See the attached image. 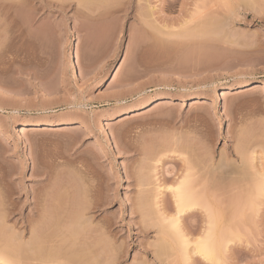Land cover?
Masks as SVG:
<instances>
[{
  "label": "rangeland",
  "instance_id": "rangeland-1",
  "mask_svg": "<svg viewBox=\"0 0 264 264\" xmlns=\"http://www.w3.org/2000/svg\"><path fill=\"white\" fill-rule=\"evenodd\" d=\"M8 1L0 0V29L10 31L0 45L7 229L28 239L26 202L49 192L58 221L81 207L90 223L81 262L98 251L103 263L182 264L174 245L161 263L151 246L175 217L167 187L189 172L198 201L210 204L180 217L191 252L184 264H211L192 252L212 225L226 240L219 264H264V187H256L264 0ZM36 122L52 125L24 130ZM97 240L107 241L106 253Z\"/></svg>",
  "mask_w": 264,
  "mask_h": 264
},
{
  "label": "bare ground",
  "instance_id": "bare-ground-1",
  "mask_svg": "<svg viewBox=\"0 0 264 264\" xmlns=\"http://www.w3.org/2000/svg\"><path fill=\"white\" fill-rule=\"evenodd\" d=\"M17 1L21 2L20 0H17ZM17 1H15V2H17ZM80 1H82V0H80ZM2 2H3V0H2ZM9 3H12V2H9ZM12 4L16 5V3H12ZM2 6H3V4H2ZM17 7H18V5H17ZM9 8H12V7H9ZM0 11H2V10H0ZM2 15H4V14H2ZM28 19H30V18L28 17ZM203 29H201V30H203ZM8 31H9L8 29H7V31H5L4 28H3V30L0 29V45L1 46H2V44L4 42L3 39H2V35L5 34V32L7 33ZM20 32L23 33L22 31H20ZM11 33L13 34L14 32L11 31ZM187 34H189V33L187 32ZM162 103H164V102H162ZM162 103H160V104H162ZM2 110H3V108L0 106V111H2ZM43 125L51 126L52 124H51V122H48L46 124H42V123L36 122L34 124L28 125V128H24V130L25 131L33 130L32 127H38V126H43ZM245 140H242V141H245ZM239 141H241V140H239ZM246 144H248V143H246ZM237 149L241 150V152H243L242 150H244V148H242V149L241 148H237ZM237 149H235V150L237 151ZM145 150H147V149H145ZM143 151H144V149H143ZM236 155H238V154H236ZM220 159H221V157H220ZM157 161H159V160H157ZM216 165H217V163H216ZM224 165H226V164H224ZM229 166H231V165H229ZM213 169L215 170L216 168H213ZM208 170H209V168H208ZM210 170H212V166H211ZM185 173H187V172H185ZM208 173H209V175H211L212 171H210V172L208 171ZM189 174H190L189 172L187 174H184V176H182L181 179H179V181H177V183L175 185H173L171 187H169V186L167 187L171 191V193L173 195L172 197H173V202H174V206H175V208H174L175 217H173V218L171 217L172 218L171 221L170 222L167 221L168 222L167 224H169V225L168 226L166 225V227H164V228H160V226L157 227L158 224H159L158 222H157V225L155 224L156 227L159 228V230H157V233H156V234H158L157 235L158 239L152 244V246L150 245L153 248V252L155 254V257L157 258L156 260H158V261L160 260V263L162 262V260H163V258L165 256L167 257V253H169L170 250L173 251L172 250L173 245H174V247L177 248V249L173 248V249H175V251H173V252H177L178 251V254L177 253L176 254L177 255H181L182 264H184V262L188 261V259L190 258L189 253L191 254V252H189V250L187 249V246H188L189 242L187 240H185L186 238H184V235H182V233H181V230H180L181 228H179L180 227L179 226V223H180L179 220H180V217L182 215L187 214V212H189V211L191 212V210H193L199 204H202V202L198 201L199 199L201 200V198L198 197L199 195H197L195 193V191H194L195 189H194V187H192L193 186L192 185L193 181L191 180V177H190ZM208 178L210 180L212 179L211 177H208ZM259 178H260L259 182H256V183H258V184L260 183V184L259 185L256 184V183L255 184H256V187L258 186V188H257L258 191L261 192V190L263 191V187H264V175L260 174ZM209 179L206 180V182H208L207 183L208 187L206 186V189H210L211 186H212V183H213L212 180L210 181ZM255 181H257V180H255ZM140 186L143 187V188L145 187L143 185H140ZM140 186H138V187H140ZM254 187H255V185H254ZM209 191L210 190H207V192H209ZM45 192H44V194H45ZM19 194H17V195H19ZM36 194L33 193V196L30 199V201L26 202L31 208V210H30V214L31 215L29 214V216H31V217H27L25 219L28 222V225H29V237L26 240H25V236H24V232L23 231H21L22 233L18 232V234H15L17 232H15L14 230L13 231L11 230L12 232H14V233H12V232H10L7 229V228H9V227L5 226V225H7V222H6L7 221V217L10 216L11 214L9 215L10 212L8 213L7 211L0 210V264H111V262L108 261L109 259L106 260V262H108V263H106V262L103 263L102 261L100 262V259H99V262H97L98 258H99L98 257V253H97L98 251L96 252L97 255L94 253L97 256L95 258H92L95 255L92 256V254H91L92 252H90V254H91L90 256H92L91 259H90V262H89V259H88V261H86V263H84L85 260H83L84 262L80 261V260H82L81 258H82L83 253H82V251H80L81 248H79V246L82 245L83 243H85L84 240L86 239V237L84 235H85L86 228H88L86 226H88L90 224V223H88V225L85 224V223H87L85 221L87 219V217L85 216L84 212H80L79 211L81 209V207H80V209L78 207H76V208L79 209V210H76L78 212L71 211V212H76L72 216H68V215L62 216V214H60L62 216V219H60L61 221L60 220L58 221L55 218L56 217L55 213H53V212H56L58 209H56L57 206H56V203H55L56 207L54 209H56V210L55 211L52 210L53 206H51V204L54 205V203L51 202L50 199L48 198L50 196L49 195L50 193L48 192V194H45L43 199H42V197L39 198L40 194H39V197ZM259 194H261V193H259ZM41 196H42V194H41ZM51 196H52V194H51ZM249 198H248V200H249ZM154 199H156V198H154ZM204 201L205 200H203V202ZM0 202H3V201H0ZM5 202H6V200H5ZM71 202H72V205H73V209H75L74 207L77 205L78 202L77 203L75 202L76 205L73 204L74 203L73 201H71ZM142 202H143V200H142ZM155 202H157V201L154 200V204H156ZM206 202H207V200H206ZM26 203H24L22 208H24L26 206ZM152 203H153V201H152ZM208 203L205 205V202H204V204H202V206L205 205L207 207V205L210 204V203L209 204ZM250 203H252V202H250ZM140 204H141L140 205L141 207L138 206L137 210L141 214L140 217L144 218L142 220H146L148 218V217H146L148 211L147 212L144 211L146 214L142 211L145 208L146 205L142 204L141 201H140ZM57 205H58V203H57ZM63 205L64 204H62V206ZM80 205H83V204L81 203ZM1 206H2V204H1ZM62 206H61V208H62ZM68 206L72 207L71 205H69V203H68ZM68 206H66V207H68ZM77 206H79V205H77ZM152 206H153V204L151 205V207ZM146 208L144 210H146ZM62 209H64V208H62ZM82 210H84V209L82 208ZM137 210H136V212H137ZM71 212H69V213H71ZM86 212H87V210H86ZM7 213H8V215H7ZM61 213H63V211ZM67 213L68 212H66L65 214H67ZM88 221L90 222V219ZM162 221H164V219ZM56 222H57L58 225L56 224ZM142 224H143V221H142ZM143 226L145 227V225H143ZM147 226L144 229L142 227V230L147 232V230H149L148 229L149 226L148 227ZM212 226L213 227H210V228L206 229V232L204 233V235L202 234L203 237H200L199 240L194 242V249H193L192 253L194 255H199L201 258H203L204 261H207V262H209L211 264H219V261H220L221 257L223 256L222 253H225V251H226L225 250V248H226V246H225L226 245V240H224V238L219 237V235L217 234L218 232H216L215 229H214L215 225H212ZM153 227H151V229ZM8 232H10V233H8ZM100 233H98V234H100ZM86 235H87V233H86ZM91 236L92 235H90V238H91ZM223 236H225V234ZM96 238H98V237L96 236ZM226 238H228V237H226ZM88 239H89V236H88ZM102 239H103V237H102ZM90 241L92 242V240H90ZM86 242H87V240H86ZM97 242L99 243V245H98ZM97 242H96L97 243L96 246L97 245L100 246V247H98L99 251L103 249V251H101V252L106 253L105 251L108 250V249L105 250V246L108 245L107 241L105 242V244H107V245H105L103 243V241L97 240ZM102 244H104V246ZM91 246H92V244H91ZM96 246H94V247H96ZM82 247H85V245L82 246ZM91 250H95V249H91ZM85 252H86V250H85ZM101 252H99V254ZM104 253H101L100 257ZM108 253H109V251H108ZM87 254H88V252H87ZM104 255L102 257H105ZM188 255H189V258H188ZM166 257L164 258V260L166 259ZM92 259H95V260H92ZM164 260H163V262H164ZM221 261H222V259H221ZM164 263H162V264H164Z\"/></svg>",
  "mask_w": 264,
  "mask_h": 264
}]
</instances>
